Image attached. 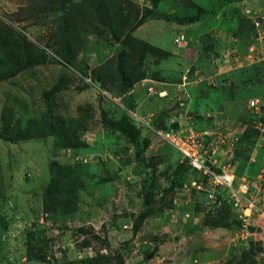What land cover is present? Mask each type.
<instances>
[{"label":"rangeland","instance_id":"obj_1","mask_svg":"<svg viewBox=\"0 0 264 264\" xmlns=\"http://www.w3.org/2000/svg\"><path fill=\"white\" fill-rule=\"evenodd\" d=\"M259 13L264 0H0V264H264ZM192 84L225 103L203 117ZM191 122L234 139L222 167L254 182L249 215L187 189L188 162L143 126Z\"/></svg>","mask_w":264,"mask_h":264},{"label":"built area","instance_id":"obj_2","mask_svg":"<svg viewBox=\"0 0 264 264\" xmlns=\"http://www.w3.org/2000/svg\"><path fill=\"white\" fill-rule=\"evenodd\" d=\"M254 27L257 30V39L261 45V51L254 50L252 47L249 50L250 59L257 62L258 57L264 61V41H262L264 34V16L250 14ZM263 30V32L261 31ZM259 32L262 33L261 37ZM175 44H181L182 47H188V41L183 35H179L174 39ZM228 53L224 51L220 58L212 60V63L219 68H224L228 63ZM249 59V60H250ZM248 107L254 110L255 113L264 108V91L261 95L253 97L248 100ZM141 121V120H140ZM139 122V121H138ZM140 123V122H139ZM151 123V122H150ZM150 123L143 125L149 129L151 134L158 140L163 141L173 146L182 157L188 162L191 170L196 175V179L191 180L190 186L197 190H205L206 200L208 203L220 204L221 194L228 195V203L232 208L243 210V215L250 214L251 208L255 206L254 199H252L251 188L254 187V182L245 177L236 176L231 169L229 163H226V168L223 166V158H227L228 147L233 144L234 139L228 136L227 131L221 128L208 129L189 124L186 129L182 130H163L153 128ZM258 124V125H257ZM255 125L259 136H264V119L257 122ZM224 153V154H223ZM223 157V158H222ZM264 171L259 175V182L264 185ZM205 181L202 183V180ZM264 197V191H260ZM230 195V197H229ZM230 198V199H229ZM245 227V225H244ZM246 234V233H245Z\"/></svg>","mask_w":264,"mask_h":264},{"label":"trees","instance_id":"obj_3","mask_svg":"<svg viewBox=\"0 0 264 264\" xmlns=\"http://www.w3.org/2000/svg\"><path fill=\"white\" fill-rule=\"evenodd\" d=\"M249 19V18H248ZM250 20V19H249ZM251 21V20H250ZM252 22V24H253V21H251ZM139 24H141V21L139 22V23H137L136 25H135V27L136 26H138ZM254 25V24H253ZM253 27V26H252ZM134 29V27L131 29V30H133ZM130 38V35H127V39L126 40H128ZM126 42V41H125ZM127 57H128V53H127V51H126V49L125 48H123L119 53H118V55H117V70H118V72L121 74V76H122V78L123 79H127V78H129V72H127L126 70H125V63H126V60H127ZM252 65H256V63L255 64H252ZM127 77V78H126ZM56 89V88H55ZM54 91V88H53V90H51L50 91V93H52ZM263 91H264V89H262L261 90V93H263ZM261 95V94H260ZM259 96V95H258ZM128 126H129V124H128ZM177 125L174 123L173 124V127L175 128ZM120 128V131L123 133V134H125L128 138H130L132 135H137V132L135 131V129L132 127V126H130V127H124V126H120L119 127ZM170 128L171 127H168L167 128V130H170ZM159 129H163V128H159ZM163 130H166V129H163ZM223 131H227V128H225V130L224 129H222ZM255 131V133L256 134H258L259 132L258 131H256V130H254ZM149 144H150V140L148 139V138H143L142 139V150L141 151H144V150H146L147 148H148V146H149ZM250 155V154H249ZM248 159H249V157L247 158V161H248ZM189 167V166H188ZM191 172H193V173H191ZM196 172V171H195ZM193 170H189V172H188V176H187V180H186V184H187V189L188 188H191V186H190V182H191V180H192V177H191V175H193L194 173H195ZM205 181V178L202 180V183ZM54 186H53V184L51 183V184H49V186H48V188H47V191H46V193H49V192H52V188H53ZM146 206H145V211H144V213L143 214H141V215H139L138 216V222H139V220H143L145 217H146V215L148 214V213H150V207H149V203H146L145 204ZM137 222V223H138ZM243 227H244V224H243ZM138 228H139V225L138 224H135V226H134V229H133V235L138 231Z\"/></svg>","mask_w":264,"mask_h":264},{"label":"crops","instance_id":"obj_4","mask_svg":"<svg viewBox=\"0 0 264 264\" xmlns=\"http://www.w3.org/2000/svg\"><path fill=\"white\" fill-rule=\"evenodd\" d=\"M207 81H208V79H204L202 82L205 83ZM157 86H159L158 89L154 86L157 90H161V89H164L165 88L162 85H157ZM194 86H195V84H192V86L190 87V89L193 91L191 93L192 94V97L195 96V98H188V102H189L188 103V108H191L192 107V108H195V109H198V110H199L200 107L203 108V109L206 108V110H204L205 112L201 114L203 117H208V115H212V112H207V106L208 105H211L212 107H214L215 104H220L221 102L225 103L226 98H206V97H208V90L211 91L210 89H208V90L205 89L204 92H202V93H198V91H197V95H196V92L194 90V88H195ZM136 88H137L138 94L140 93V91L142 92L141 89H143V87L141 86V84H138L136 86ZM135 98H139V96L138 95H135ZM142 105H143L142 107L144 109H146L148 111H152L153 114H155L156 111H155V109L151 110V108L156 107V106L157 107H160L157 102L156 103H152V101H150V102H143ZM195 109H194V111H195ZM224 130H225V127H224ZM253 161H250V163H251L250 165H255V163H256L257 160H253ZM243 175H237V176H243Z\"/></svg>","mask_w":264,"mask_h":264}]
</instances>
